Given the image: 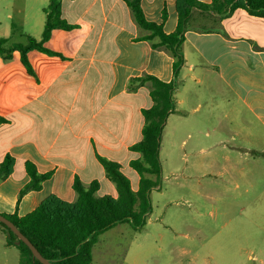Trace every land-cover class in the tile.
<instances>
[{"label": "crops", "instance_id": "0c3cea01", "mask_svg": "<svg viewBox=\"0 0 264 264\" xmlns=\"http://www.w3.org/2000/svg\"><path fill=\"white\" fill-rule=\"evenodd\" d=\"M129 1L60 0L61 18L71 29L52 31L45 48L56 54H28L31 72L18 51L0 55V117L5 119L0 163L8 156L14 160L13 172L0 181V214L25 216L51 195L74 203L77 179L86 187L97 181L98 197H117L99 158L118 163L129 180L126 171H134L137 183H130L137 191L140 175L130 162L141 154L132 146L142 140L143 110L153 105L150 82L136 81L145 75L176 80L175 111L165 123L169 137L184 148L187 140L199 139L194 128L206 127L213 144L200 152L228 153L217 173L225 191L239 178L248 192L253 185L248 176L264 175V16L244 8L224 16L193 8L181 45L184 64L175 77L170 51L158 47L159 38L149 37L151 32L137 23ZM176 2L141 0V8L147 21L162 24L170 34L177 28ZM44 9L33 15L37 41L46 23ZM28 20L23 13L22 27ZM3 38L9 41L10 33ZM179 129L183 132L172 135ZM229 139L236 145L229 147ZM235 157L247 167L231 163ZM27 162L48 177L41 189L21 195L30 182ZM217 196L221 203L222 193Z\"/></svg>", "mask_w": 264, "mask_h": 264}, {"label": "rangeland", "instance_id": "374dc122", "mask_svg": "<svg viewBox=\"0 0 264 264\" xmlns=\"http://www.w3.org/2000/svg\"><path fill=\"white\" fill-rule=\"evenodd\" d=\"M41 2L0 0V39L9 32L8 42H28L35 27L34 13L48 5ZM25 12L29 20L22 27ZM194 129L199 139L187 140L182 148L179 140L169 137L164 125L160 175H147L157 186L149 194L152 210L145 224L134 229L121 223L100 234L93 247V264H264V175L257 171L248 176L253 184L248 192V184L239 178L237 189L232 183L231 190L225 191L217 173L227 164L228 153H201L200 148L213 143L205 135L208 128ZM182 132L173 130L172 135ZM230 142L229 147L236 145ZM230 162L247 167L238 157ZM126 173L136 185V173ZM220 193L221 203L216 201ZM6 242L5 234L0 233V264H18V250Z\"/></svg>", "mask_w": 264, "mask_h": 264}, {"label": "trees", "instance_id": "16d2710c", "mask_svg": "<svg viewBox=\"0 0 264 264\" xmlns=\"http://www.w3.org/2000/svg\"><path fill=\"white\" fill-rule=\"evenodd\" d=\"M129 4L137 23L151 32L149 37H158L160 42L157 46H164L170 51L174 58L175 77L184 64L181 45L186 23L193 8L211 11L221 16L238 8H244L252 15L264 16V0H211L209 3H200L198 0H177V28L174 32L166 34L162 24L146 20L141 8V0H130ZM44 12L46 23L40 41L28 36L27 44L8 45L7 38L0 39V55L9 57L13 52L18 51L23 65L29 72L32 69L28 54L32 51L56 54L45 48L52 31L71 29V26L61 18L60 0H50ZM166 18L167 12L164 10L163 21ZM136 81L150 82V97L153 103L150 108L143 110L145 124L142 140L132 146V150L141 154L140 159L130 162V166L140 175L137 191L132 189L130 180L118 163L99 158L108 179L116 186L117 197L111 195L98 197L97 181L86 187L77 179L74 182V190L77 193L74 203L65 202L51 195L25 216L2 214L17 226L43 257L54 264H93L92 250L100 234L121 223H128L134 229H139L145 224V219L152 210L149 194L157 186V182L147 175L158 177L161 172L160 141L166 120L175 111L173 93L176 80L164 82L155 76L145 75ZM4 122L5 119L0 117V125ZM13 166L14 160L10 156L0 163V181L11 175ZM26 170L30 182L21 191V195L29 190L41 189L42 182L48 177V175H40L31 162L26 163ZM0 230L7 236V244L18 250V264H42L33 257L29 247L1 222Z\"/></svg>", "mask_w": 264, "mask_h": 264}, {"label": "water", "instance_id": "95a60500", "mask_svg": "<svg viewBox=\"0 0 264 264\" xmlns=\"http://www.w3.org/2000/svg\"><path fill=\"white\" fill-rule=\"evenodd\" d=\"M0 222L5 224L18 237L20 241L24 242L29 247L33 254V257L39 260L40 263L54 264L51 260L43 257L40 252L35 248V246L29 241V239L23 233H21L17 226L12 221L4 217L2 214H0Z\"/></svg>", "mask_w": 264, "mask_h": 264}]
</instances>
